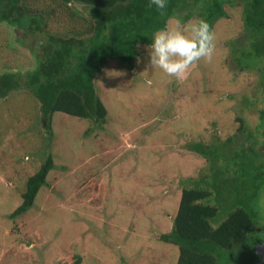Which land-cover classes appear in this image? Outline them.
I'll return each mask as SVG.
<instances>
[{
    "label": "rangeland",
    "instance_id": "374dc122",
    "mask_svg": "<svg viewBox=\"0 0 264 264\" xmlns=\"http://www.w3.org/2000/svg\"><path fill=\"white\" fill-rule=\"evenodd\" d=\"M25 3L53 10L49 31L76 27L79 18L68 19L60 1ZM224 7L212 60L196 62L183 78L148 65L147 45L138 47L132 69L109 60L94 77L107 109L101 122L54 112L47 132L26 88L0 98V264H174L177 247L160 234L169 230L182 180L206 170L205 159L186 144L224 140L239 126L238 116L254 128L256 109L243 98L264 107L256 73L239 71L231 60L228 43L242 33L240 6ZM75 8L84 19L82 6ZM19 31L0 23V72L34 66L30 49L40 35ZM155 146L156 154L181 165L152 167L147 158ZM47 155L53 168L32 206L9 216Z\"/></svg>",
    "mask_w": 264,
    "mask_h": 264
},
{
    "label": "trees",
    "instance_id": "16d2710c",
    "mask_svg": "<svg viewBox=\"0 0 264 264\" xmlns=\"http://www.w3.org/2000/svg\"><path fill=\"white\" fill-rule=\"evenodd\" d=\"M25 1L0 0V23L23 36L40 35L39 45L30 49L34 66L24 72H0V98L26 88L39 102L41 125L47 132L54 112L103 121L107 109L95 91L94 77L109 60L132 69L138 47L148 45L151 33L170 18L201 16L214 30L215 22L227 18L226 5L240 6L242 33L228 43L231 60L239 71L256 73L264 101V0H169L164 15L148 7L147 0H52L67 6L66 16L73 23L84 20L81 25L76 20V27L65 31L48 30L51 8L33 9ZM76 3L83 8L84 19ZM16 42L26 44L21 38ZM243 99L246 108L256 109L254 128L238 116L239 126L224 140L186 144L188 151L205 159L206 170L182 180L169 230L160 234L162 241L177 247L174 264H264L254 250L264 229L263 223L259 225L264 218V107ZM151 151L147 159L152 167L157 162L169 166L171 161L181 165L168 154V160L156 154L157 146ZM52 168L47 155L27 178L22 202L9 216L32 206Z\"/></svg>",
    "mask_w": 264,
    "mask_h": 264
},
{
    "label": "clouds",
    "instance_id": "9594fccd",
    "mask_svg": "<svg viewBox=\"0 0 264 264\" xmlns=\"http://www.w3.org/2000/svg\"><path fill=\"white\" fill-rule=\"evenodd\" d=\"M169 0H147L150 8L164 15ZM146 46L147 64L170 77L183 78L198 61H211L215 52L216 35L209 22L201 16L188 20L170 18L155 29Z\"/></svg>",
    "mask_w": 264,
    "mask_h": 264
},
{
    "label": "water",
    "instance_id": "95a60500",
    "mask_svg": "<svg viewBox=\"0 0 264 264\" xmlns=\"http://www.w3.org/2000/svg\"><path fill=\"white\" fill-rule=\"evenodd\" d=\"M262 236L263 239L254 247L255 253L259 254L261 256V259L264 258V229L262 231Z\"/></svg>",
    "mask_w": 264,
    "mask_h": 264
}]
</instances>
